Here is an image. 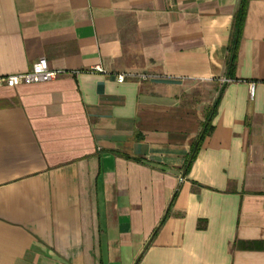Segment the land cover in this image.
Returning a JSON list of instances; mask_svg holds the SVG:
<instances>
[{
    "label": "crops",
    "instance_id": "crops-1",
    "mask_svg": "<svg viewBox=\"0 0 264 264\" xmlns=\"http://www.w3.org/2000/svg\"><path fill=\"white\" fill-rule=\"evenodd\" d=\"M239 5L0 0V77L64 73L0 87V264H264V0L228 79Z\"/></svg>",
    "mask_w": 264,
    "mask_h": 264
},
{
    "label": "trees",
    "instance_id": "trees-1",
    "mask_svg": "<svg viewBox=\"0 0 264 264\" xmlns=\"http://www.w3.org/2000/svg\"><path fill=\"white\" fill-rule=\"evenodd\" d=\"M248 1L249 0H240V5H239V11L237 12V14L234 17V22H233V32H232V42H231V46H230V56H229V60H228V64H227V68H228V79L231 78L232 73L235 70V61H236V50L237 47L239 45L240 42V38H241V34H242V30L244 27V22H245V18H246V13H247V5H248ZM217 105V103H216ZM216 105L214 106L213 109H211V112L208 114L204 124H203V130L202 133L199 135V137L197 138V141L193 144L192 146V150H191V154H190V158L188 159L185 169H187V171L190 170V166L191 164L195 161V159L198 157V153L203 145L204 139L205 137L208 135L210 129H211V121L212 118L214 117L215 114V109H216Z\"/></svg>",
    "mask_w": 264,
    "mask_h": 264
},
{
    "label": "built area",
    "instance_id": "built-area-1",
    "mask_svg": "<svg viewBox=\"0 0 264 264\" xmlns=\"http://www.w3.org/2000/svg\"><path fill=\"white\" fill-rule=\"evenodd\" d=\"M97 72H101L99 69ZM64 73L62 71H53L50 69L48 61L43 58L37 60L32 65V68L28 73L16 74V75H5L0 77V87L6 86L8 88H16L18 85L22 84H35L50 82L62 76ZM127 80L125 76H118L117 81L123 83ZM230 80L224 79V83H229ZM255 85L252 84L250 87L251 98H254Z\"/></svg>",
    "mask_w": 264,
    "mask_h": 264
}]
</instances>
